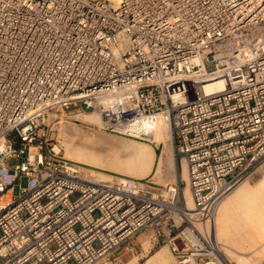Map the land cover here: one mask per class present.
Returning a JSON list of instances; mask_svg holds the SVG:
<instances>
[{"label":"built area","instance_id":"2783aa9c","mask_svg":"<svg viewBox=\"0 0 264 264\" xmlns=\"http://www.w3.org/2000/svg\"><path fill=\"white\" fill-rule=\"evenodd\" d=\"M71 106L140 140L166 116L187 181L86 176L35 131ZM263 166L264 0H0V264H121L147 230L220 264L216 208Z\"/></svg>","mask_w":264,"mask_h":264},{"label":"bare ground","instance_id":"6f19581e","mask_svg":"<svg viewBox=\"0 0 264 264\" xmlns=\"http://www.w3.org/2000/svg\"><path fill=\"white\" fill-rule=\"evenodd\" d=\"M214 86H216V84H208L206 85V88L210 89ZM79 113L80 114L72 115L90 123H98V121H100L97 112ZM74 135L72 137L75 140L76 137ZM170 135L171 133L166 116L159 115L155 123V130L148 139L155 143L161 142L166 145L170 141ZM114 139L117 140L118 138ZM115 140L113 142H115ZM66 142L64 143L66 150L65 153L67 155L70 154L68 156L72 157L75 161L87 165L109 167L111 169L114 168L124 174L136 177L148 175L153 166L155 156L154 149L149 144L138 140H135L132 143L118 141V143H121L124 148L122 154L115 149L111 150L114 146V143L112 144L111 142L112 147L108 146L110 151H108L107 148L106 157H102L97 153L105 149L100 148V151H97L91 142L88 144L80 141L73 143L72 139H69ZM82 143L90 152L87 149L84 150L85 147L82 146ZM163 165L173 167V156L170 148L163 151V154L159 157L153 175L158 177ZM181 168V179L187 181V167L184 162L181 164ZM89 170L92 172L91 169ZM101 175L102 173L100 172H94V176H90L94 177L95 180H103L99 177ZM184 190L187 207L188 209H191L193 203L189 195L188 186H186ZM211 232L214 236L213 240H216L215 250L217 251L220 264H232V261H230L231 259L229 260L225 255L227 254L231 257L234 252L242 254H236L234 256L235 261L237 259L239 263L243 264H255L260 257H264V173L255 183L250 184L249 182H246V180L241 181L223 195L216 208L213 221L211 222ZM219 241L224 245H227L230 249L226 247L222 248L219 245ZM146 244L147 243H145V245ZM221 249L222 251L224 249L226 254H221ZM251 250L256 251L249 253ZM166 253V249H158L149 257L148 261H146L149 262V260L153 258L156 261L154 263L161 264V260ZM133 261L130 260L125 264H133ZM151 263H153V261Z\"/></svg>","mask_w":264,"mask_h":264},{"label":"rangeland","instance_id":"374dc122","mask_svg":"<svg viewBox=\"0 0 264 264\" xmlns=\"http://www.w3.org/2000/svg\"><path fill=\"white\" fill-rule=\"evenodd\" d=\"M85 113H92V111L86 110ZM72 114L77 115L80 113L76 110L75 107H72V106L67 109H60L56 112L55 111L49 112L48 114H46L43 118H41L38 121L35 131L37 133V140L42 141L43 143L42 145L44 146V148L50 149L51 151H55L60 156H63L64 158H67L69 160H72L80 164L81 166H83L81 169L85 174H90L91 176H94V172L95 173L100 172L102 173V175L99 177H101V179L103 180H110L112 176H115V175H125V176H130V177H135V178H143L147 183H150L152 188H157V189H161L162 186L166 185L167 183L175 182L181 177L180 172L182 168L180 167L178 158H176V156L173 153L172 144H171V135H170V141L166 145L162 144L161 142L155 143L153 141H150L149 139L148 140L133 139L127 136L103 131L99 127L100 121H98V123H90L88 121L81 120L80 118ZM73 135L76 137L75 140L72 137ZM114 138L116 139L118 138V139L115 140ZM65 139L66 141L69 139L70 140L72 139L73 143H77L80 141V142H85V144H88L91 142L97 151H100L99 150L100 148L105 149L100 152H97L102 157H106V153H107L106 150L108 148V151H110L109 147H112L111 145L113 143H114L113 145L115 146V148L113 146L111 150L115 149L117 152L122 154L124 152V148L121 145V143H118V141L119 142L123 141L125 143H132L133 141L138 140L143 143L149 144L150 146H152V148L155 151V156H154L151 172L146 176L136 177V176L124 174L123 172L117 171L114 168L111 169L109 167L92 166V165H87V164L75 161L72 157L68 156L70 154L67 155L65 153L66 152L65 144H64L66 142ZM114 140L115 142H113ZM82 146H83V143H82ZM83 147H85L84 150L87 149L89 151V149L86 148V146H83ZM169 148L171 149V153L173 156V167L169 165H165V166L163 165L159 173V176L156 177L153 174L155 173V168L158 163L159 157L161 156V154H163V151ZM13 161L14 160H11L10 162H13ZM89 169H91L92 172H90ZM263 173H264V166L259 171H257L254 175L244 180H246V182H249L250 184H253L263 175ZM21 184L24 185L25 181L23 180ZM17 192H18V186L15 185L14 193H17ZM150 235H151V232L149 230L138 233L132 239V244H133L132 251L126 253L125 257L123 258V262L121 264H125L126 262L130 260L133 261V258H134L133 264H143V262H146L147 264H158V263H154L156 261L153 258H152L153 260L151 259L153 263H151L152 262L151 260L147 262L149 257L158 249H166L167 251L166 255L161 260V264H171V262L173 261V256L169 248L167 246H153L151 239H150ZM211 237L214 239L212 232H211ZM219 242H220L219 245L222 248L223 247L229 248L227 245H224L221 241ZM145 243L147 244L145 245ZM176 244L178 247H181L182 245V243L179 240H176ZM143 245H145L146 248ZM223 251L221 252V254L222 253L223 255L226 254L224 249ZM255 251L256 250H251L249 253H253ZM236 254L237 253L234 252L232 253L233 256L231 255V257L228 256L227 254L225 256L229 260L231 259L230 261H232L231 262L232 264H235V263L243 264V263H239L237 259H236L237 262L235 261L234 255ZM237 255H242V254L238 253ZM263 259H264L263 256L260 257L257 260V263L264 264Z\"/></svg>","mask_w":264,"mask_h":264},{"label":"crops","instance_id":"0c3cea01","mask_svg":"<svg viewBox=\"0 0 264 264\" xmlns=\"http://www.w3.org/2000/svg\"><path fill=\"white\" fill-rule=\"evenodd\" d=\"M86 175H89V174H86ZM126 255V253L124 254V256Z\"/></svg>","mask_w":264,"mask_h":264}]
</instances>
